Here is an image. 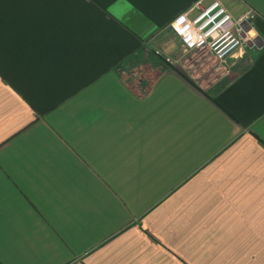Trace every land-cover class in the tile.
Listing matches in <instances>:
<instances>
[{
  "label": "crops",
  "instance_id": "crops-1",
  "mask_svg": "<svg viewBox=\"0 0 264 264\" xmlns=\"http://www.w3.org/2000/svg\"><path fill=\"white\" fill-rule=\"evenodd\" d=\"M212 1L0 0V264H264V0L211 93L164 39Z\"/></svg>",
  "mask_w": 264,
  "mask_h": 264
},
{
  "label": "built area",
  "instance_id": "built-area-1",
  "mask_svg": "<svg viewBox=\"0 0 264 264\" xmlns=\"http://www.w3.org/2000/svg\"><path fill=\"white\" fill-rule=\"evenodd\" d=\"M195 6L199 13L192 19L183 14L170 23V29L182 48L192 51L205 50L219 64H225L238 50L253 44L251 29L244 30L243 24L255 17L249 11L234 19L220 0H213L206 8ZM250 28V27H249Z\"/></svg>",
  "mask_w": 264,
  "mask_h": 264
},
{
  "label": "rangeland",
  "instance_id": "rangeland-1",
  "mask_svg": "<svg viewBox=\"0 0 264 264\" xmlns=\"http://www.w3.org/2000/svg\"><path fill=\"white\" fill-rule=\"evenodd\" d=\"M168 28L164 39L167 38L168 47L177 54L175 58L171 57V60L176 62L178 69L188 75L189 80L191 79L196 86H200L205 91L211 93L216 87L230 81L237 72L245 68L246 63H240V61L233 62L228 59L225 64H219L205 50L192 51L182 48L179 39L174 37L170 27ZM248 60L244 58L242 61L248 62Z\"/></svg>",
  "mask_w": 264,
  "mask_h": 264
},
{
  "label": "trees",
  "instance_id": "trees-1",
  "mask_svg": "<svg viewBox=\"0 0 264 264\" xmlns=\"http://www.w3.org/2000/svg\"><path fill=\"white\" fill-rule=\"evenodd\" d=\"M159 58H161L160 57V55H159ZM164 60V59H163ZM172 68V70H174V71H176V72H178L175 68H173V67H171ZM186 80L192 85V86H194L196 89H198L199 90V88L191 81V80H189L188 78H186Z\"/></svg>",
  "mask_w": 264,
  "mask_h": 264
}]
</instances>
